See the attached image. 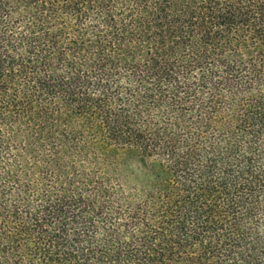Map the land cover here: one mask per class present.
I'll use <instances>...</instances> for the list:
<instances>
[{
    "label": "trees",
    "instance_id": "16d2710c",
    "mask_svg": "<svg viewBox=\"0 0 264 264\" xmlns=\"http://www.w3.org/2000/svg\"><path fill=\"white\" fill-rule=\"evenodd\" d=\"M0 264H264V0H0Z\"/></svg>",
    "mask_w": 264,
    "mask_h": 264
}]
</instances>
